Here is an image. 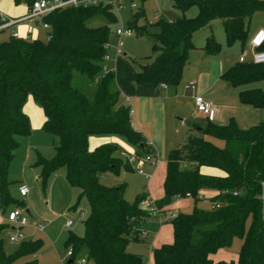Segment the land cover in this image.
Returning <instances> with one entry per match:
<instances>
[{
	"label": "trees",
	"instance_id": "1",
	"mask_svg": "<svg viewBox=\"0 0 264 264\" xmlns=\"http://www.w3.org/2000/svg\"><path fill=\"white\" fill-rule=\"evenodd\" d=\"M37 0H13L29 10ZM175 9L185 12L195 6V18L174 21L158 19V32L152 34L157 53L151 64L136 73L138 85L151 84L175 89L182 78L188 54L195 49L192 37L201 27L220 20L227 46L249 41L251 17L264 12V0H172ZM141 9L128 27L143 34L146 26H137ZM102 17L107 25L117 19L106 5L65 7L52 11L42 22L49 26L46 41L11 36L0 42V210L13 203L9 192V165L19 144V137L30 135L29 118L23 112L28 97L43 111V130L58 139L50 160L37 155L41 184L59 168H65L70 187L79 190L88 202L82 219L81 237L68 232L65 250L73 257L86 252L94 264H145L127 252L131 241H141L143 225L150 214L140 208L147 194L133 202L124 198L125 185L105 186L101 176H117L121 168L130 171L117 156L116 144L89 149L91 137L116 136L127 142L135 156L152 152L144 137L132 125L130 108L115 84L113 72L104 64L110 28H90L87 22ZM6 20L0 17V26ZM4 31V29L0 30ZM264 49V45L262 47ZM208 56L220 53L211 32L202 48ZM220 78L230 87L264 81V63L236 62ZM90 90V91H87ZM239 103L264 111V92L259 88L240 91ZM181 147L169 152L163 182L164 196L155 201L163 210L175 197H189L197 204L199 192H217L211 201L214 209L179 213L172 219L173 240L152 251L154 264H264V120L256 126L240 128L230 118L225 125L211 121L202 128L192 124ZM194 131V133L192 132ZM223 141V148L207 138ZM201 167L217 169L224 177L200 173ZM211 206V205H210ZM0 225V264H38L36 255L43 247L39 239L22 241L11 254L4 250ZM234 239L241 241L237 260H212V255L229 248ZM31 258L20 262L23 258Z\"/></svg>",
	"mask_w": 264,
	"mask_h": 264
},
{
	"label": "rangeland",
	"instance_id": "2",
	"mask_svg": "<svg viewBox=\"0 0 264 264\" xmlns=\"http://www.w3.org/2000/svg\"><path fill=\"white\" fill-rule=\"evenodd\" d=\"M141 9L144 13L139 16L137 26H146L144 33L137 34L133 30L132 37L122 40L123 45L120 48L121 55H116L118 38L114 35L115 29L128 28L133 21L134 14ZM111 11L117 19L116 23L107 25V22L102 17H98L89 20L87 26L90 28H97L107 25L110 28L108 40L109 58L106 60L105 65L110 72L114 73L115 84L122 97L127 98L140 94V92L136 91L142 89L141 87L143 85H150L152 88L156 87L151 84L138 85L135 80L136 73L140 70L141 66L151 64L157 56L154 50V40L151 37L152 34L158 32V27L155 25V22L158 19H163L165 21H174L180 18L192 19L197 16L198 10L195 6H192L185 12H181L174 8L172 0H142L135 3V8L126 3L119 7V9L114 8L111 9ZM210 29L213 30L215 41L221 45L220 54L210 57L212 61L209 65H205L203 62L197 66H195V64H197L195 60L193 61L192 59L193 56L189 59L188 55V61L182 74V77L184 76L183 79L185 80L186 77V80L184 84L178 88L177 99H179L182 105L178 114L174 113L173 100L166 101L163 99L167 96L172 97L176 95L175 89L168 88L165 92L161 90V94L163 95L164 114L161 115V120H159V122L162 123L161 140H163V145L161 148L164 149L163 159L166 158L167 160L171 148L176 149L183 145L190 130L189 126L196 123L198 126L204 128L207 125L208 117L196 112L194 102L193 105L190 102V92L196 90V87L194 90H191V85H188L191 83L190 80L194 77L193 73L195 74L196 70L199 71L200 68H203V73H207V75L202 81L206 83V81H211L217 73H219L220 66L226 71L230 66L238 62V58L241 55L244 54L248 59L250 58L251 53L248 44H246L243 49L240 43H235L232 46L226 45L225 34L220 20H214L209 26L201 27L194 33L193 43L196 48L195 51H198L197 49L200 48L202 44L205 45L206 34ZM260 29L264 30V12H258L251 17L249 22V37ZM11 33V28L1 31L0 42L7 40ZM45 37L46 35L41 32L39 40L46 41ZM193 51L194 50H192V52ZM220 75L219 73V76ZM185 85H188V90L185 88ZM200 86H198V90ZM241 87L242 86L236 88L227 87V92H225L226 97H222L221 94H213L214 98H216V103L211 105L214 107L219 106L220 110H222L232 107L234 102L236 108L241 107V104L237 102V98L235 99L233 96H228L229 93L245 89V87ZM123 104L126 105L124 100ZM24 107L25 109L23 112L29 118L30 122V135L17 139L19 146L9 165V181L11 182L9 192L13 203L6 207L5 211L0 210V216L3 218L0 221V225H5V229L2 232L4 250L7 254H11L18 248L22 241L39 239L43 242V247L36 255L38 264H67L68 260H66L64 242L68 232H72L79 237L83 235L82 219L84 215L88 213V202L85 199H81L77 207L73 208L76 205L79 190L70 187L67 183L65 179V168L57 169L47 180L46 186H42L40 169L35 166L36 157L40 155L45 160L52 159L54 156V147L57 145L58 139L43 130L44 122H42V120L44 115L37 104L34 102L29 104V102L26 101L23 108ZM245 108L248 110H241V112L235 110L233 113L237 117V120H235L240 128L256 126L260 120H263L260 119L262 110L258 112L257 109L252 107L245 106ZM154 114L155 118H157L158 112H154ZM193 114L195 117H191ZM129 115L131 116V113ZM228 118L227 116V120ZM210 120H212V118ZM40 124L41 126L37 129V126ZM192 132L194 133V131ZM101 138L110 139L108 143L116 144L118 147L117 156L122 164H128L130 167V171L121 168L117 176L111 174L102 175L101 183L105 186H118L124 184L126 187L124 198L130 203L135 200L137 195L142 193H149L150 198L148 199L150 201L153 200L152 202L161 200L164 196L163 180L166 171V163L159 164L157 156L154 158L153 162V165H157V171L152 173V176L148 175V172L151 171L149 166L151 164L143 162L141 168L144 170V174H140L138 170L140 164L139 159L142 160L144 157H137V159L132 160V156L135 155L134 149L121 138L116 136ZM207 139L219 148H223L224 146L223 141L219 139L211 137ZM147 141L149 142V140ZM149 154H153V151ZM21 187L27 188L28 194L26 197H21L19 195V189ZM206 190L208 194H203L202 199L199 200L197 204H194V201L189 197L173 198L166 209L167 211L162 216L164 220L167 219V222L164 223L162 228L157 220V216L150 215L147 230L145 231V229H143L142 234H140V239L143 241H131L127 246V252L142 258L145 264H152L151 255L156 244L155 237L157 233L162 229L161 235L164 236L165 233L167 234L170 232L172 227V220L168 219L169 211H175L177 214L189 213L193 210L194 206L198 209H209L212 199L216 197L217 194L214 190ZM140 208H142V203L140 204ZM13 209L20 210L23 215L27 217L28 224L26 226L20 227L6 220L7 214ZM82 213L84 214L83 216ZM68 221L72 222L70 228L66 227ZM40 226H42V229H40ZM143 233L145 235H143ZM10 235H21V237L12 242L9 240ZM240 244L241 241L239 239H234L229 248L221 249L212 255V260L214 262H235L238 257ZM86 256V252L81 251L74 257L72 264H80L81 260H85V264H94L92 261L87 260ZM27 260H30L29 257L23 258L21 263Z\"/></svg>",
	"mask_w": 264,
	"mask_h": 264
},
{
	"label": "crops",
	"instance_id": "3",
	"mask_svg": "<svg viewBox=\"0 0 264 264\" xmlns=\"http://www.w3.org/2000/svg\"><path fill=\"white\" fill-rule=\"evenodd\" d=\"M28 13H29V8L26 5H24V4L17 6V5L14 4L13 0H0V16L5 18V19H10V20H14V21H20V20L24 19L28 15ZM9 28L12 29V33H11V35L9 37L15 36V37H18V38L35 40V39H40V33L41 32H43L46 35V37H45L46 40H47V37H48V30L44 29L41 26L40 22L37 21V20H24V21L18 22L16 24H13L11 26H8V27L4 28V30L9 29ZM210 30H211V32L213 34V30L212 29H210ZM260 30H262V29H260ZM208 33L209 32H207L206 37H207ZM253 35H251V37ZM193 36H194V34H193ZM251 37H249V40L251 39ZM192 40H193V37H192ZM247 44L249 46V50H250L251 55H250L249 59L246 57V55L243 54V56L245 58V62H252V51H251V48H250V45H249V41H248ZM203 45L204 44H202V46H200V48L197 49L198 51H195V49H196L195 48V49H193L194 53L191 50L190 51L191 53L189 52V54H188L189 55V59L192 58L191 56H193V58H192L193 61L195 60V63H197V64H195V66L200 65L203 62L205 63V65H209L210 62L212 61L210 59V57H213V56H208L203 51V49H202ZM195 52H198V53H195ZM198 54H200V55H198ZM219 54H217V55H219ZM238 61H239V58H238ZM104 68H105V70L107 72L109 71V69L106 67L105 64H104ZM219 69H220L219 70L220 74H222L225 71V70H223L221 68V66H220ZM219 73H217V75L211 81H209V80L206 81V83H203V81H202L203 78L207 75V73H205V74L203 73V68L202 69L200 68L199 71L196 70L195 74L193 73L194 77L192 78V80H190L191 83L188 84V85H191V87H192L191 90H194V88L196 87L195 91H191L190 92V102L192 103V105H193V102L195 104V98L198 97V96L202 97L203 100L206 101L210 105L211 104L213 105V104L216 103L215 102L216 98H214L213 94H219V95L221 94L222 97H226L225 96L226 95L225 92H227V87H229V85H227L220 78L221 75L219 76ZM190 75H191V73H190ZM183 78H184V76L182 77V80L180 81L179 85L175 88V94L176 93L177 94L172 96V97L167 96V97L163 98L166 101L173 100L174 113L175 114H178L180 109L182 108V105H181L179 99H177V97H178L177 95H178V88H180V86L182 84H184V81L186 80V77H185V80ZM200 81H202V82H200ZM188 85H185L186 89H187ZM198 86H200L199 90H198ZM242 87H245L244 90L253 89V88H259V89H261L264 92V81H260V82H256V83H252V84H247V85H244ZM141 88L142 89H140L139 91H136V92H140V94L134 95V96H129L127 98L123 97V100H124V103L130 108L131 121H132L133 127L138 132H140L142 134V136L144 137L146 143L149 145V147L153 151V154H154L153 157L155 158V157L158 156L157 158L159 159V164L160 163L161 164H165L167 162V160H166V158H164V159L162 158L164 149L161 148L162 145H163V140H161L162 123L159 122V120H161V115L164 114L163 113L164 112V110H163L164 109V107H163L164 103L162 101V96L163 95L161 94V90H164V92H165V90L168 89V87H166V86H158V87L152 88V87H150V85H143ZM233 88H236V87H233ZM238 91L229 93L228 96H231V97L233 96V98H235V99L237 98V102L239 104L238 96H239L240 91H243V90H240L239 92ZM27 102H29V104H32L33 103L32 98L28 97ZM212 105H211V108L213 110L212 120H210V118L207 116L208 117L207 118V122L211 121V122H213L215 124H218V125H225L226 123H228L230 118H233V119L237 120V117L235 116V114H233L235 110H237L239 112H241V110H248V109L245 108L244 105H241V107H237L236 108L234 102H233V106L232 107H228L227 106L228 108H225V109H222V110H220L219 106L214 107ZM24 109H25V107L23 108V111H24ZM154 112H158V117L157 118H155ZM196 112H197V110H196ZM258 112H260V111L258 110ZM261 113H262V115H260V119L264 120V111H262ZM227 116L229 117L228 120H227ZM252 116H254V115H252ZM191 117H195L194 114ZM42 122H45V117L43 118ZM40 126H41V124L37 126V129ZM108 140H110V139H105V138H101V137H91L89 139V148L91 150H93L94 148H96L98 146H101V145H104V144H109ZM112 140H115V139H112ZM147 140H149V142ZM173 149H175V148H171L170 151H172ZM160 151H161V155H160ZM160 157H161V159H160ZM149 166H150L151 171L148 172L149 173L148 175L152 176V173L157 171V165H153V166L149 165ZM200 173L204 174V175H210V176H219V177H224L225 176V174L223 172H221V171H219L217 169H214V168H209V167H201L200 168ZM143 174H144V170H143ZM164 177H165V175H164ZM100 179L102 181V177ZM163 182H164V180H163ZM215 193L217 194V192H215ZM203 194H208V191L206 189H203V190H201L199 192V199L200 200L202 199V195ZM149 195L150 194L147 193V197L148 198H150ZM167 207H165L161 211V214L159 216H157V220H158L161 228L164 226V223L167 222V219L164 220L162 218L164 213L167 211L166 210ZM201 209H203V208H201ZM171 212H175V211H169V215L168 216H170ZM175 213H177V212H175ZM6 218H7V216H6ZM2 219L3 218L0 216V221ZM168 219H170V217H168ZM148 221H149V218L146 220V222L143 225V229H145V231L147 230ZM161 232H162V229L160 230V232L157 233V236L155 237L156 244L154 246V249L160 247L163 244L172 243V240H173L172 227L170 229V232L167 233V234L165 233L164 236L161 235L162 234ZM151 258H152V264H154L152 255H151ZM29 259H31V258H29Z\"/></svg>",
	"mask_w": 264,
	"mask_h": 264
},
{
	"label": "built area",
	"instance_id": "4",
	"mask_svg": "<svg viewBox=\"0 0 264 264\" xmlns=\"http://www.w3.org/2000/svg\"><path fill=\"white\" fill-rule=\"evenodd\" d=\"M142 0H37L33 3L31 9L29 10L28 15L20 20V21H14L10 19H5L3 17L2 20H6V22L0 26V30L11 26L13 24H16L18 22L24 21V20H37L40 22L41 26L44 29H47L49 31V26L42 22V19L47 14L51 13L54 10L62 9L65 7L73 6H96L99 4L109 6L111 9H119L122 5L128 3L133 8H135V3ZM114 35L118 38V44L116 46V55H121L120 48L123 45L122 40L124 38H130L133 36V31L128 28H116L114 31ZM15 37V36H14ZM249 45L252 51V62L256 64H263L264 63V49L262 48L264 45V30H258L250 39ZM107 50L109 49V46L107 44L106 46ZM109 58V55L106 56V60ZM239 62H245V58L243 55L239 57ZM195 107L197 112L204 114L208 116L210 119L213 115V110L211 108V105L208 104L206 101L203 100L202 97L198 96L195 98ZM131 113V111H130ZM137 159L135 155L132 156V160ZM144 160V161H143ZM150 163L153 165L154 163V157L153 155H147L144 157V159H139V166L138 170L140 174H143L142 170V163ZM28 194V190L25 187H21L19 189V195L21 197H26ZM211 209L218 208V205H212L210 206ZM142 210L149 213L150 215L159 216L161 214V209H159L154 202L150 201L149 199H146L142 202ZM83 216V213H82ZM170 219H174L177 217V213L171 212L170 213ZM7 221L11 224H17L20 227L26 226L28 224V219L26 216L23 215V213L18 209L11 210L7 215ZM72 226V222L68 221L66 223V227L70 228ZM40 229H42V226H40ZM142 234V233H141ZM143 235H145L143 233ZM21 235H10L9 240L14 242L17 238H20ZM73 253L71 248L66 249V260H72ZM80 264H85V260H81Z\"/></svg>",
	"mask_w": 264,
	"mask_h": 264
},
{
	"label": "water",
	"instance_id": "5",
	"mask_svg": "<svg viewBox=\"0 0 264 264\" xmlns=\"http://www.w3.org/2000/svg\"><path fill=\"white\" fill-rule=\"evenodd\" d=\"M72 262H73L72 260H69V261L67 262V264H72Z\"/></svg>",
	"mask_w": 264,
	"mask_h": 264
}]
</instances>
